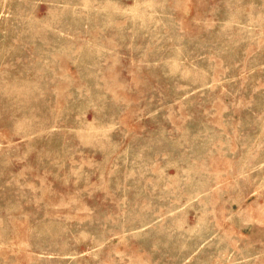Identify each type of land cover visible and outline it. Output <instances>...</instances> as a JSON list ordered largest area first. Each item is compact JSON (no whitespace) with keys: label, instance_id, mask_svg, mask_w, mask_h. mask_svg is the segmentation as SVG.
Listing matches in <instances>:
<instances>
[{"label":"rangeland","instance_id":"rangeland-1","mask_svg":"<svg viewBox=\"0 0 264 264\" xmlns=\"http://www.w3.org/2000/svg\"><path fill=\"white\" fill-rule=\"evenodd\" d=\"M0 264H264V0H0Z\"/></svg>","mask_w":264,"mask_h":264}]
</instances>
